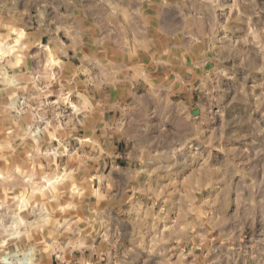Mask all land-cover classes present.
<instances>
[{
  "label": "rangeland",
  "instance_id": "1",
  "mask_svg": "<svg viewBox=\"0 0 264 264\" xmlns=\"http://www.w3.org/2000/svg\"><path fill=\"white\" fill-rule=\"evenodd\" d=\"M262 21L264 0H0V43H13L19 30L27 34L22 51L0 57V237L17 218L24 221L10 230L7 247H32L33 259L58 237L83 250L91 232L98 244L114 217L99 213L101 194L124 188L142 206L141 229L116 243L136 260L127 264H264V155L256 152H264ZM59 27L64 38L82 32L89 39L85 49L93 56L81 61L100 85L127 75L126 66L141 58L136 50L151 53L164 78L162 62L174 45L201 54L205 79L197 64L187 73L188 110L178 103L187 96L182 88L168 92L161 78L148 90L140 84L143 114L160 135L135 150L116 137L113 151L93 150L104 140L101 125L92 135L87 125L94 105L49 81L59 67L52 54L46 58L40 37ZM189 123L186 162L156 170L150 156L160 137L184 135ZM105 154L119 155L123 184L97 176L95 162Z\"/></svg>",
  "mask_w": 264,
  "mask_h": 264
},
{
  "label": "crops",
  "instance_id": "2",
  "mask_svg": "<svg viewBox=\"0 0 264 264\" xmlns=\"http://www.w3.org/2000/svg\"><path fill=\"white\" fill-rule=\"evenodd\" d=\"M55 22L56 25L60 24L57 20ZM60 30L61 27H59L58 31H48L45 28V32L40 37L46 58L52 54L54 63L59 67V74L53 80L49 79V81L53 83V86L55 84L56 86L58 85L57 87L67 90L68 95L73 94L74 96L85 98L94 105H91L93 107L92 112L87 114L88 119L91 121L87 125L91 127L89 128L91 135L94 133L93 131L97 132V126L101 125L99 131L100 133L103 132L104 140L101 146L93 144L91 146L93 150L98 148L101 151L105 149L113 151L119 145H113L114 137H116L117 143L124 145L125 149H138V147H134L135 142L129 139L126 128L128 116L136 111L137 105L143 102L144 109L145 104H147L144 101L145 96L139 95L140 84L143 85V90H148L152 85L158 84L157 82L161 78L163 81L166 80L164 83L167 88H172L168 92L173 93L174 88H182L181 92L187 95L191 87L187 73L190 72L194 64L198 66L197 73L200 81L204 80L206 76L200 59L197 60V56H201L200 53L189 47L177 49V46L174 45L167 48L166 58L162 62L166 71L164 78H159L161 74H158L157 71L154 72L155 59L152 58L151 53L136 50L135 53L141 58H137V61L131 63L129 67L126 66L127 75L115 76L106 82L102 80L100 85L94 78V68H91L92 73L84 70L83 62L81 61L83 56L87 59L93 56V51L85 49V47H88L89 39L82 32L71 33L68 36L69 39H67L63 35L60 36ZM192 31L187 28L185 36L190 38ZM105 55H107V60L111 57L112 61L116 53L106 49ZM202 61L205 64V59H202ZM109 69L112 72L119 71L117 67L113 66H109ZM190 99V95L182 96L178 103L188 110ZM171 103L173 107L174 103ZM97 108L101 109L102 115H100L101 112H94ZM171 110L173 109L171 108ZM94 113H98L97 115L95 114V116H98L97 118L101 116L100 122L94 119ZM111 139L112 145L109 146ZM118 157L119 155L111 156L110 154H105V156L95 162L98 164L99 169L102 168L97 176L102 174L109 185L116 183L113 181L124 183V180L121 179V160H118ZM95 171L96 173L98 172L96 169ZM101 195L103 207L99 210V213L104 214L103 216H106L105 213H107V216H114L108 222H105L107 224H104L105 229L102 233L103 238L101 241L94 245L93 241H95L94 237L96 234L86 232L83 237L85 242H89L90 245L88 244L83 250H78L72 240H62L58 237L50 245H46L47 247L42 252H38L34 256V264H127L136 261L134 257L123 255L121 253L122 249L120 247L117 248L116 243L118 238H126L128 234H135L138 229H141L140 216L142 215V206L140 202L135 201V194H126L124 188L117 194ZM119 231L122 232V236L119 235ZM171 247L174 248V246Z\"/></svg>",
  "mask_w": 264,
  "mask_h": 264
},
{
  "label": "clouds",
  "instance_id": "3",
  "mask_svg": "<svg viewBox=\"0 0 264 264\" xmlns=\"http://www.w3.org/2000/svg\"><path fill=\"white\" fill-rule=\"evenodd\" d=\"M261 23H264L262 21ZM11 37L3 38L0 43V57H7L12 55L13 52L23 50V41L27 39V34L23 30L16 32L15 40L9 44ZM226 75V73H225ZM14 81H9L13 83ZM174 125V118L167 122L170 128ZM129 139L136 144L147 143L154 141L159 135V126L152 120L145 117L143 114V102L137 105L136 111L130 114L127 119ZM186 131L175 139H170L167 134L160 137L156 156L151 157V162L156 170H172L179 168L186 162V159L191 151V139L193 137L192 125H185ZM187 149V151H186ZM258 155H264L260 148L256 149ZM24 221L17 218L15 223H12L4 228V235L0 237V264H34V259H27L29 252H34L35 249L29 247L28 249L16 252L7 247L9 241L14 239V232L18 226L23 225ZM11 254V259H10Z\"/></svg>",
  "mask_w": 264,
  "mask_h": 264
},
{
  "label": "bare ground",
  "instance_id": "4",
  "mask_svg": "<svg viewBox=\"0 0 264 264\" xmlns=\"http://www.w3.org/2000/svg\"><path fill=\"white\" fill-rule=\"evenodd\" d=\"M27 259H29V258L27 257Z\"/></svg>",
  "mask_w": 264,
  "mask_h": 264
}]
</instances>
